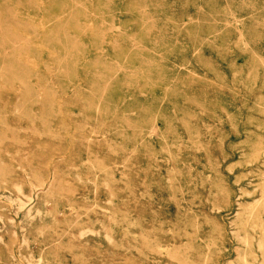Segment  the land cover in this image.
<instances>
[{
  "label": "rangeland",
  "instance_id": "374dc122",
  "mask_svg": "<svg viewBox=\"0 0 264 264\" xmlns=\"http://www.w3.org/2000/svg\"><path fill=\"white\" fill-rule=\"evenodd\" d=\"M263 172L264 0H0V264H264Z\"/></svg>",
  "mask_w": 264,
  "mask_h": 264
},
{
  "label": "bare ground",
  "instance_id": "6f19581e",
  "mask_svg": "<svg viewBox=\"0 0 264 264\" xmlns=\"http://www.w3.org/2000/svg\"><path fill=\"white\" fill-rule=\"evenodd\" d=\"M264 173V172H263ZM20 188V187H19ZM256 188H257V186H256ZM18 189V188H17ZM247 192V191H246ZM36 193V192H35ZM31 194V193H30ZM249 194H250V192H249ZM36 196V195H35ZM25 198V197H24ZM19 200H20V198H18ZM31 199H33V198H31ZM254 201V200H253ZM22 202V201H21ZM21 202H19V203H21ZM28 203V202H27ZM26 203V204H27ZM25 204V203H24ZM19 205L21 206V204H18V207H19ZM30 206V205H29ZM32 206V205H31ZM22 208V207H21ZM24 208V207H23ZM28 208V207H27ZM233 223V222H232ZM233 231V230H232ZM79 232H81V231H79ZM235 232H237V231H235ZM78 233V232H77ZM232 233V232H231ZM82 236L84 235L82 232L80 233ZM237 234H239L238 232H237ZM22 235V234H21ZM232 235V234H231ZM1 237V236H0ZM236 237V236H235ZM240 237H238L237 239L238 240H243V239H239ZM243 238V237H242ZM22 239V238H21ZM24 240V239H23ZM246 240V239H245ZM23 242V241H22ZM243 242H244V240H243ZM247 242V241H246ZM246 242H245V244H246ZM256 246H258V245H256ZM259 246H261V245H259ZM258 246V247H259ZM260 248V247H259ZM260 250H261V248H260ZM235 252H237L236 250H235ZM260 252V251H259ZM238 253V252H237ZM240 254V253H239ZM249 254V253H248ZM236 255H238V254H236ZM235 255V256H236ZM240 255H242V254H240ZM245 255V254H244ZM244 257V256H243ZM262 257V256H261ZM37 259V258H36ZM39 259H41V257L39 258ZM38 259V260H39ZM244 259H245V257H244ZM42 260V259H41ZM246 260V259H245ZM256 260V259H255ZM28 261V260H27ZM30 261H28V263H29ZM232 262V261H231ZM261 262V261H260ZM27 263V262H26ZM33 263V262H32ZM31 264V263H30ZM40 264V263H39ZM244 264H245V261H244ZM246 264H247V262H246ZM250 264H251V262H250Z\"/></svg>",
  "mask_w": 264,
  "mask_h": 264
}]
</instances>
